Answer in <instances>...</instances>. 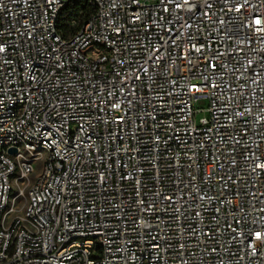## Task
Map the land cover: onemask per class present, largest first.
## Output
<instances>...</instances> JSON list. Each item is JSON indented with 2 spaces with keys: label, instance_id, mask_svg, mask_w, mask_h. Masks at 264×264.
Masks as SVG:
<instances>
[{
  "label": "built area",
  "instance_id": "2783aa9c",
  "mask_svg": "<svg viewBox=\"0 0 264 264\" xmlns=\"http://www.w3.org/2000/svg\"><path fill=\"white\" fill-rule=\"evenodd\" d=\"M72 1L0 0V264H264V0Z\"/></svg>",
  "mask_w": 264,
  "mask_h": 264
},
{
  "label": "trees",
  "instance_id": "16d2710c",
  "mask_svg": "<svg viewBox=\"0 0 264 264\" xmlns=\"http://www.w3.org/2000/svg\"><path fill=\"white\" fill-rule=\"evenodd\" d=\"M94 11V6L87 2V0H73L69 5L62 9L58 26L66 35L70 31L78 29Z\"/></svg>",
  "mask_w": 264,
  "mask_h": 264
},
{
  "label": "rangeland",
  "instance_id": "374dc122",
  "mask_svg": "<svg viewBox=\"0 0 264 264\" xmlns=\"http://www.w3.org/2000/svg\"><path fill=\"white\" fill-rule=\"evenodd\" d=\"M209 105H210V102L208 100V98L206 97H202V98H199L196 103H195V106L197 108V120L199 121L200 118L204 117V116H209Z\"/></svg>",
  "mask_w": 264,
  "mask_h": 264
},
{
  "label": "water",
  "instance_id": "95a60500",
  "mask_svg": "<svg viewBox=\"0 0 264 264\" xmlns=\"http://www.w3.org/2000/svg\"><path fill=\"white\" fill-rule=\"evenodd\" d=\"M9 151H10L11 153H15V152H16V149H15V148H11Z\"/></svg>",
  "mask_w": 264,
  "mask_h": 264
}]
</instances>
